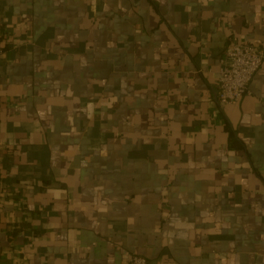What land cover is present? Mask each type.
Masks as SVG:
<instances>
[{"label": "crops", "instance_id": "0c3cea01", "mask_svg": "<svg viewBox=\"0 0 264 264\" xmlns=\"http://www.w3.org/2000/svg\"><path fill=\"white\" fill-rule=\"evenodd\" d=\"M264 0H0V264H264V63L217 99Z\"/></svg>", "mask_w": 264, "mask_h": 264}, {"label": "built area", "instance_id": "2783aa9c", "mask_svg": "<svg viewBox=\"0 0 264 264\" xmlns=\"http://www.w3.org/2000/svg\"><path fill=\"white\" fill-rule=\"evenodd\" d=\"M264 63V50L249 42L229 43L219 68L218 94L220 103H235L250 92V83ZM123 264H152L146 257L131 254Z\"/></svg>", "mask_w": 264, "mask_h": 264}]
</instances>
